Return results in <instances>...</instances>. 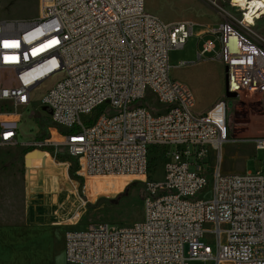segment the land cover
<instances>
[{"label": "built area", "instance_id": "1", "mask_svg": "<svg viewBox=\"0 0 264 264\" xmlns=\"http://www.w3.org/2000/svg\"><path fill=\"white\" fill-rule=\"evenodd\" d=\"M38 1L36 21L0 20V102L27 108L47 84L40 103L52 137L36 146L61 137L85 192L94 180L124 177L144 187L141 220L68 230L66 264H264V161L256 173L222 170L224 147L237 143V103L264 104V45L230 22L205 32L220 43L226 93L236 97L232 109L226 97L195 113L192 92L170 66V54L193 36L192 22L167 23L145 0ZM216 52L207 40L198 59ZM11 117L0 114V144L17 141ZM248 143L264 153V135ZM160 158L158 182L151 171Z\"/></svg>", "mask_w": 264, "mask_h": 264}, {"label": "rangeland", "instance_id": "2", "mask_svg": "<svg viewBox=\"0 0 264 264\" xmlns=\"http://www.w3.org/2000/svg\"><path fill=\"white\" fill-rule=\"evenodd\" d=\"M231 1L145 0L146 9L167 23L192 22L195 34L203 28L207 32L218 28L223 22H230L236 29L243 30L257 43L264 45V14L257 18L254 28H243L240 23L244 7L232 4ZM39 15L38 0H3L0 20L30 22L36 21ZM207 40L216 41L217 52L205 56L202 62L191 65L197 62V55L200 51L198 49ZM219 49L220 43L215 36L197 37L194 35L190 38L186 49L177 50L174 55L178 61L189 65L174 68L173 58L171 60L173 79L192 88L195 113L205 111V107L219 92H221L222 99L226 98L225 69L216 57ZM9 80L10 78L7 77L6 85L12 86L13 81ZM46 88H48L47 84L34 93V99L27 108H16L11 102H0V114L14 116L5 118V120L16 121L18 126L17 141L13 145L0 144V207L7 212L8 210L9 212L21 210L24 207V197H28L30 186L34 184L38 176L39 185L34 184L38 197L29 199V207L37 210L41 217L50 216L60 221H70L68 226L79 230L99 223L128 226L141 220L144 211L142 184L136 183L135 180L131 181L132 178L129 177L114 181L112 179L94 180L89 183V188L95 187L96 189L88 188L85 192V181L77 174V160L69 155L61 137L54 132L53 140L48 146L43 148L36 146L42 141L37 137L39 128L35 120L47 116L45 108L40 103L42 92ZM148 103L153 108L159 109L154 96L149 95ZM233 107L234 100L229 99V108ZM231 127L230 135L232 139L237 140V143L227 144L224 147L223 172L256 173L264 161V153L256 151L254 146L248 142L264 135L262 98L253 97L237 103ZM59 133L62 135L64 130H59ZM51 137L49 132V138ZM40 150L45 153L42 158L31 159L30 166H27V154ZM161 163L162 158L155 160L152 164L151 172L155 171L153 174L158 182L163 181L164 178V167ZM215 164L216 156L212 155L207 166L213 168ZM51 171L55 177V183L57 184V180L60 182L58 189L55 190L56 193L47 192L45 179L48 176L46 174ZM84 193L88 195V199ZM49 197L56 199L54 207L46 203ZM199 197L204 200L211 199L209 193H201ZM209 243L214 246L212 242Z\"/></svg>", "mask_w": 264, "mask_h": 264}, {"label": "crops", "instance_id": "3", "mask_svg": "<svg viewBox=\"0 0 264 264\" xmlns=\"http://www.w3.org/2000/svg\"><path fill=\"white\" fill-rule=\"evenodd\" d=\"M203 29L196 34L193 33V36L204 37L205 30ZM202 46L198 50L201 51ZM185 49L186 47L183 50ZM175 54V51L170 54V66L172 58L174 68L187 67L189 65L183 61H178L176 56L174 57ZM204 58L205 57L199 60L197 57V62L190 64L196 65L197 63L202 62ZM184 85H186L192 92V88H190L189 85ZM220 99L221 92L216 94L202 113L206 112ZM46 175H48L47 178L45 176L47 192L50 191V193H52L53 191V193H56L55 190L58 189L57 187L60 185V182L57 180V184L55 183V177L53 176L52 171ZM39 181V177L37 176L34 180L35 186L39 185ZM34 184L30 186L28 197H24V207L21 210H15L16 212H9L8 210L7 212L4 208L0 207V264H66V232L68 230L79 229H76V227L73 226H68L70 221H60L56 217L50 218V216L41 217L38 215L37 210H34L32 207L30 208L29 199L38 195L35 192L36 189ZM3 193L1 194L3 195ZM50 197L47 199L46 203L50 204L51 207H54L56 199H51ZM58 198L60 197L58 196Z\"/></svg>", "mask_w": 264, "mask_h": 264}, {"label": "bare ground", "instance_id": "4", "mask_svg": "<svg viewBox=\"0 0 264 264\" xmlns=\"http://www.w3.org/2000/svg\"><path fill=\"white\" fill-rule=\"evenodd\" d=\"M231 2L232 4L244 7V12L241 14L242 22L240 24H243L248 29L254 28L257 18L264 14V0H232ZM45 47H41L38 51L43 50Z\"/></svg>", "mask_w": 264, "mask_h": 264}, {"label": "trees", "instance_id": "5", "mask_svg": "<svg viewBox=\"0 0 264 264\" xmlns=\"http://www.w3.org/2000/svg\"><path fill=\"white\" fill-rule=\"evenodd\" d=\"M36 125L39 128V133H38V139L41 140L42 142L49 139V132L48 128L52 126V123L48 116L46 117H39L35 120Z\"/></svg>", "mask_w": 264, "mask_h": 264}, {"label": "water", "instance_id": "6", "mask_svg": "<svg viewBox=\"0 0 264 264\" xmlns=\"http://www.w3.org/2000/svg\"><path fill=\"white\" fill-rule=\"evenodd\" d=\"M226 97L229 98V99H233L236 97L235 94H229V93H226ZM45 153L42 152V151H33V152H30L29 154H27L26 156V165L27 166H30V162H31V159L33 158H42V156L44 155Z\"/></svg>", "mask_w": 264, "mask_h": 264}]
</instances>
